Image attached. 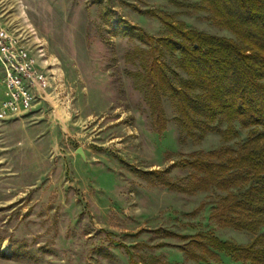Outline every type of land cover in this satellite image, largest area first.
Masks as SVG:
<instances>
[{
    "label": "rangeland",
    "instance_id": "rangeland-1",
    "mask_svg": "<svg viewBox=\"0 0 264 264\" xmlns=\"http://www.w3.org/2000/svg\"><path fill=\"white\" fill-rule=\"evenodd\" d=\"M17 1L23 24L62 69L66 103L0 119V264H203L189 254L197 235L249 243L254 233L209 218L225 192L183 188L193 154L236 150L250 130L235 123L231 140L217 131L195 140L166 96L160 127L140 78L148 46L138 30L157 39L174 21L236 37L199 0H8L16 16ZM161 58L175 82L186 79L175 53L164 49ZM211 251L212 262L236 264Z\"/></svg>",
    "mask_w": 264,
    "mask_h": 264
},
{
    "label": "trees",
    "instance_id": "trees-1",
    "mask_svg": "<svg viewBox=\"0 0 264 264\" xmlns=\"http://www.w3.org/2000/svg\"><path fill=\"white\" fill-rule=\"evenodd\" d=\"M213 22L229 30L237 42L166 21L170 34L154 38L139 31L148 50L141 54L140 78L156 122L164 124L162 97L173 101L179 126L194 137L217 131L223 140L236 137L234 124L249 129V137L236 150L230 148L193 154L189 192L214 188L225 192L209 218L221 227L254 233L239 245L210 234L193 239L190 258L203 264H224L213 249L223 251L236 264H264V0H199ZM136 28L135 26H132ZM177 55L185 80L174 81L161 55ZM217 123L227 124L224 130ZM155 170L160 183L177 188ZM197 253H195V252ZM216 261V260H215Z\"/></svg>",
    "mask_w": 264,
    "mask_h": 264
},
{
    "label": "built area",
    "instance_id": "built-area-1",
    "mask_svg": "<svg viewBox=\"0 0 264 264\" xmlns=\"http://www.w3.org/2000/svg\"><path fill=\"white\" fill-rule=\"evenodd\" d=\"M20 6L17 1L16 16L14 6L0 0V119L22 116L46 96L60 98V73L54 70L32 28L23 24L26 18Z\"/></svg>",
    "mask_w": 264,
    "mask_h": 264
},
{
    "label": "crops",
    "instance_id": "crops-1",
    "mask_svg": "<svg viewBox=\"0 0 264 264\" xmlns=\"http://www.w3.org/2000/svg\"><path fill=\"white\" fill-rule=\"evenodd\" d=\"M58 69H59L58 71L60 73V79H61V85L59 86L60 87L59 88V94L61 95L63 93V88H64L65 83H64V78H63L64 76H63V72H62L61 67H58ZM62 97H64V95L61 96L60 98H54V97L46 96L44 99H40L36 104H38L40 102H47V103L51 104V106L57 105V107H58L59 105H63L64 103H66V102H64V99Z\"/></svg>",
    "mask_w": 264,
    "mask_h": 264
},
{
    "label": "bare ground",
    "instance_id": "bare-ground-1",
    "mask_svg": "<svg viewBox=\"0 0 264 264\" xmlns=\"http://www.w3.org/2000/svg\"><path fill=\"white\" fill-rule=\"evenodd\" d=\"M51 60H52V64L54 65V66H53L54 70L59 74L56 59H55L54 57H52Z\"/></svg>",
    "mask_w": 264,
    "mask_h": 264
},
{
    "label": "water",
    "instance_id": "water-1",
    "mask_svg": "<svg viewBox=\"0 0 264 264\" xmlns=\"http://www.w3.org/2000/svg\"><path fill=\"white\" fill-rule=\"evenodd\" d=\"M76 153H78L79 155H81L82 157H84V152H83L82 148L79 147V148L76 150Z\"/></svg>",
    "mask_w": 264,
    "mask_h": 264
}]
</instances>
